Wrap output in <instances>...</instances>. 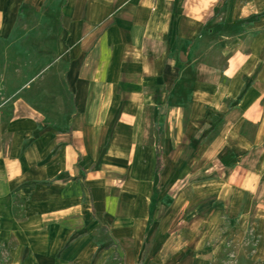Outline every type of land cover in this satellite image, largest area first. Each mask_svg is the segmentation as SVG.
Here are the masks:
<instances>
[{
  "label": "crops",
  "instance_id": "obj_1",
  "mask_svg": "<svg viewBox=\"0 0 264 264\" xmlns=\"http://www.w3.org/2000/svg\"><path fill=\"white\" fill-rule=\"evenodd\" d=\"M48 1L0 0V264H264V0Z\"/></svg>",
  "mask_w": 264,
  "mask_h": 264
},
{
  "label": "rangeland",
  "instance_id": "obj_2",
  "mask_svg": "<svg viewBox=\"0 0 264 264\" xmlns=\"http://www.w3.org/2000/svg\"><path fill=\"white\" fill-rule=\"evenodd\" d=\"M57 2V3H56ZM46 4V3H45ZM42 4L41 6H37V7H33L35 8V10H39L40 14L42 12H44V10L48 11L49 7H53L57 6V8L62 4L60 0H49L47 2V4ZM55 6V8H56ZM56 8V9H57ZM59 9V8H58ZM29 10H31L29 8ZM50 21V19L48 20ZM19 24L24 25L25 27H29L31 26V24L37 25V26H41L43 24V18L42 16L38 15L36 17H30V18H21L19 20ZM50 22L53 23V20H51ZM55 26L60 25V21L59 18H56V22L53 24ZM7 58L10 60V56L7 55V51H0V96L4 95L3 97H0V125L4 124L6 122H8L13 114V91L16 89V87H18L19 83L15 82L14 84L12 83V76H13V71H12V66H11V62L8 60ZM6 60V63H5ZM67 67L64 66H57L56 68H51L50 72L48 75H46L47 77L52 78L53 80L51 82L47 81V77L44 78V74H42L39 79L35 82V86L33 88V90H35L36 92H38L37 94H39L40 91H44V90H52V92L58 93L61 89L62 90H67L68 92L71 91L70 90V86H67L66 83L64 82V80L62 79V81H59V76L62 75V77H64L63 74L67 73ZM44 70L42 69V72ZM70 72V69H69ZM16 73H20V71H17ZM69 75V74H68ZM56 79V80H54ZM40 90V91H39ZM35 103H42L43 99L39 98V97H35L34 99ZM36 103V104H37ZM0 133H1V126H0ZM4 142H8L9 141V135L5 134L4 136ZM230 226V225H229ZM228 227V226H227ZM252 224L251 223H245L242 224L241 226L238 227H233L232 229H230L231 227H228L229 233L228 235L231 236L233 239H235V242L232 244L233 246H235L234 248L236 250H240V251H244V256L243 257V262L245 263H249V261H253L251 259V257L249 256L251 249L253 248V234H252ZM254 232V231H253ZM255 238V237H254ZM232 246V247H233ZM117 260L121 261L120 256H117ZM240 259H238L239 261ZM233 264H235L233 262ZM253 264H257L256 262H254Z\"/></svg>",
  "mask_w": 264,
  "mask_h": 264
},
{
  "label": "trees",
  "instance_id": "obj_3",
  "mask_svg": "<svg viewBox=\"0 0 264 264\" xmlns=\"http://www.w3.org/2000/svg\"><path fill=\"white\" fill-rule=\"evenodd\" d=\"M162 168H163V161H162L161 155L158 154V157H157V170L160 171Z\"/></svg>",
  "mask_w": 264,
  "mask_h": 264
}]
</instances>
